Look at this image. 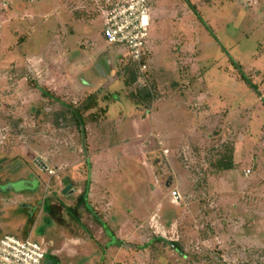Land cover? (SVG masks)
<instances>
[{
    "label": "rangeland",
    "instance_id": "374dc122",
    "mask_svg": "<svg viewBox=\"0 0 264 264\" xmlns=\"http://www.w3.org/2000/svg\"><path fill=\"white\" fill-rule=\"evenodd\" d=\"M103 5L0 0V190L51 206H0V233L45 241L43 264H264V0H152L144 74L107 46ZM35 84L74 105L94 94L107 113L82 140ZM28 174L38 185L16 180ZM89 176L109 195L94 209L106 232L64 211Z\"/></svg>",
    "mask_w": 264,
    "mask_h": 264
},
{
    "label": "built area",
    "instance_id": "2783aa9c",
    "mask_svg": "<svg viewBox=\"0 0 264 264\" xmlns=\"http://www.w3.org/2000/svg\"><path fill=\"white\" fill-rule=\"evenodd\" d=\"M152 0H104L100 6L102 36L113 46H122L140 74L147 70V44L150 39ZM145 58V59H144ZM5 136L0 131V143ZM45 244L14 236L0 238V264H43Z\"/></svg>",
    "mask_w": 264,
    "mask_h": 264
},
{
    "label": "crops",
    "instance_id": "0c3cea01",
    "mask_svg": "<svg viewBox=\"0 0 264 264\" xmlns=\"http://www.w3.org/2000/svg\"><path fill=\"white\" fill-rule=\"evenodd\" d=\"M6 20V19H5ZM7 21V20H6ZM8 21H9V19H8ZM101 24H102V20H101ZM11 33V26H10V24L8 23V22H6L5 24H4V22L3 21H1L0 20V38L2 37V39L3 40H1V44H3L4 42H5V39H6V37L8 36V35H11L10 34ZM102 34V33H101ZM4 35H5V37H4ZM4 37V38H3ZM150 38H151V36H150ZM3 42V43H2ZM149 42H150V39H149ZM2 46V45H1ZM107 46L109 47V48H116V49H118V50H122V52H124L127 56H128V54H127V51H126V49L124 48V47H122V46H111V45H109V44H107ZM5 47V46H4ZM4 49V48H3ZM6 157V156H5ZM8 159H10V161H12V159L15 157V156H13L12 157V154H8ZM13 163H15V162H13ZM5 166H8L9 167V172L8 173H6V172H4L5 173V175L7 176L10 172H16V171H18V169H19V166H16V165H12V163L11 162H9L8 163V165H6V163H5ZM3 173V172H2ZM20 179H25L26 180V182L27 181H29V180H33V181H36V183H37V185H38V178L36 177V176H30V174H28V175H26V176H23V177H17V179L16 180H20ZM88 179H90V183H89V180ZM87 179V185H86V191H87V194H86V196H85V200L84 199H81V194H82V192L84 191V189L83 190H81L80 192L78 191V196H77V199H76V201L74 202V205L73 206H64V211H65V213L66 214H68L69 216H71L72 218H76V211H77V209H79L80 207H82L83 209H85L86 211H88L87 210V208H89L90 210H91V212H93L94 214H96L97 215V213H96V208H98V205H100L99 203L101 202V203H104V202H106L107 201V199H108V194H107V192H100V193H94V187H95V185H94V181H93V179H92V177H90L89 176V178ZM0 180H2V181H5V182H11L10 180L11 179H9V177L7 176V177H4V179L2 178H0ZM1 181V182H2ZM14 181H15V179H14ZM88 183L90 184V188L88 187ZM68 185H70V184H67L66 186H68ZM65 186V187H66ZM71 186V185H70ZM36 190V188H33V189H24V190H22V191H18L17 192V197L16 196H12V194H11V190H9V189H3V190H0V206H1V208H3L5 205H10V207H13V209H17L18 207H22L23 208V210L25 211V210H28L30 207H31V209H34V214H35V217L37 216L36 214H38L39 212H38V210H40V208H41V210H43V212H44V210H46V213H49L50 212V209H51V206L50 205H45L44 203L43 204H38V202L36 203V205H34V203H33V200H32V193L34 192ZM64 190V189H63ZM63 190H62V194H65L66 192H68V193H71L72 191H71V187H70V189L68 190V191H66V192H63ZM74 191V190H73ZM23 192H27V194H23ZM67 193V194H68ZM83 200V201H82ZM82 203V204H81ZM85 204V206H84V204ZM101 206V205H100ZM38 207H40L39 209H38ZM5 208V207H4ZM95 209V210H94ZM89 213H91L90 211H88ZM92 214V213H91ZM93 215V214H92ZM94 217V216H93ZM96 222L97 223H99L100 224V221H102V223L104 224L103 226H102V224H100V226L102 227V229L104 230V228L107 230V224H106V222L104 221V220H101L100 218H98V216L96 217ZM76 221H78L77 219H76ZM4 236H14V237H16V238H19V239H25V238H29V233H28V231L27 232H24L23 233V235L22 236H19V237H17V235H14L13 233H9V232H4V233H0V238H2V237H4ZM30 239V238H29ZM119 241H121L122 242V240H120L119 239ZM41 242V241H40ZM44 244H45V241H42ZM123 243V242H122ZM118 244V246H120L121 245V243H117ZM45 248H46V244H45Z\"/></svg>",
    "mask_w": 264,
    "mask_h": 264
},
{
    "label": "trees",
    "instance_id": "16d2710c",
    "mask_svg": "<svg viewBox=\"0 0 264 264\" xmlns=\"http://www.w3.org/2000/svg\"><path fill=\"white\" fill-rule=\"evenodd\" d=\"M189 6L191 7V9L194 10V8L191 4H189ZM132 64H134V63L132 62ZM240 75H241L242 80L251 89H253L254 91H257L255 84L250 80V78H248L243 73H240ZM135 79H136V75H135V73H133L131 81H134ZM34 87L40 92V94L43 98H46V97L51 98L52 97L56 101L61 102V104L64 106L65 112H66V113L65 112L62 113L63 117H65V115L67 114V116L73 121V124L78 129V132H79L82 140H85V137H86V124H87V122H89V121L98 122V121H100L101 117H103L107 113V110H108L107 107H105V108L101 107L98 104L99 101H98L97 96L94 94L89 95L85 100H83L81 102V104L74 105L70 102H64V101L60 100L58 96H51L45 89L39 87L37 84H35ZM144 95L147 98L150 97L149 96L150 94L147 91L144 92ZM233 166H234V164L230 159L229 160H227V159L223 160L222 158H219L215 162V168L217 170H231L233 168ZM86 194H87V191L85 188L81 194V199H82V197H85ZM84 206H85V204H84ZM87 210L91 212V210L89 208H87ZM91 213L93 214L94 218L96 219L97 215L94 214L93 212H91ZM100 224H102V226L104 225L102 223V221H100ZM104 230L106 232L105 228H104ZM159 241H161L164 244H168V245L172 246L175 250L178 249V246L175 243H172V242H169V241L163 240V239H159ZM145 247H147V245ZM180 253L182 254V252H180Z\"/></svg>",
    "mask_w": 264,
    "mask_h": 264
},
{
    "label": "water",
    "instance_id": "95a60500",
    "mask_svg": "<svg viewBox=\"0 0 264 264\" xmlns=\"http://www.w3.org/2000/svg\"><path fill=\"white\" fill-rule=\"evenodd\" d=\"M70 187H71L70 185L66 186V187L64 188L63 192L68 191V190L70 189Z\"/></svg>",
    "mask_w": 264,
    "mask_h": 264
}]
</instances>
